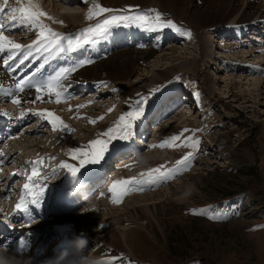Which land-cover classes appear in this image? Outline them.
Here are the masks:
<instances>
[{
  "label": "rangeland",
  "instance_id": "rangeland-1",
  "mask_svg": "<svg viewBox=\"0 0 264 264\" xmlns=\"http://www.w3.org/2000/svg\"><path fill=\"white\" fill-rule=\"evenodd\" d=\"M151 1L120 0L116 4L107 0H43L45 16L56 21L62 14L88 16L89 9L119 10L138 5L139 10L159 11L181 31L115 26L95 46L73 51L66 65L55 72L78 64L80 67L75 66L76 70L66 76L82 75L86 65L107 62L117 50L134 47L129 46L132 40L145 38L149 43L159 36L165 42L133 74L107 78L99 70L94 78L103 82L97 88L98 84L92 85V91L76 92L56 102L49 98L47 88H42L39 95L43 99L35 103L28 100L29 95H38L32 87L25 89L28 95L19 104L0 102L2 131L8 133L11 130L6 127L11 124L7 118L12 112L26 108L37 111L16 122L7 138L0 137V150L10 151V159L0 165V221L7 218L12 223L11 227L1 226L0 258L5 264L25 261L35 248H43L47 258L55 248L46 263L56 264H264V61L258 51L252 55L247 52L251 43L254 49L264 44V32L258 36L262 39L254 40L259 27L242 35L243 24L233 34L221 31L228 19L223 16V7L241 9L247 17H254L257 2L254 7H246L245 0H168L166 6ZM67 3L77 8L65 11ZM211 3L219 10L202 15ZM107 15L87 17L84 24L65 27L62 32L53 29L74 38ZM14 32L26 45L35 38L34 31L25 26ZM175 34L179 38L173 40ZM224 49L228 56L221 59ZM82 61L91 62L81 65ZM154 63L173 71L165 76L155 74ZM144 77L147 79L142 80ZM13 82L16 88L19 81ZM16 92L21 93L18 89ZM137 94L148 98L143 115L133 124V134L127 140L111 141L98 163L81 166L82 156L90 157L89 142L107 139L103 134L130 110V98ZM85 101L89 104L75 106V102ZM40 106L50 109L39 110ZM47 111L61 118L55 128L48 121L41 122L44 118L38 113ZM65 125L70 131H61ZM21 135L26 139L16 140ZM174 135L179 139L172 140ZM195 141L199 143L194 146ZM77 148L82 153L73 151ZM188 153L194 154L188 166L168 179L149 183L144 178L150 170L174 168ZM37 159L47 166H38L42 174L53 168L59 171L41 182L43 191L35 202L14 211L31 175L32 165L26 162ZM61 162L76 167V176L60 167ZM132 179L139 183H115ZM65 195L76 198L71 208L60 205ZM193 209L204 211L194 214L190 211ZM217 213L222 218L212 219ZM64 218L70 220L71 228L67 229L75 233L61 228ZM55 227L59 228L44 240ZM17 242L25 246L13 251ZM62 251H69L70 262L61 261Z\"/></svg>",
  "mask_w": 264,
  "mask_h": 264
},
{
  "label": "snow or ice",
  "instance_id": "snow-or-ice-1",
  "mask_svg": "<svg viewBox=\"0 0 264 264\" xmlns=\"http://www.w3.org/2000/svg\"><path fill=\"white\" fill-rule=\"evenodd\" d=\"M18 7L12 6L8 3V0H3L0 3V15L4 13V10L7 8L10 15L8 16V23H0V53L7 51L9 55L7 59L4 61L5 65L11 68V64L9 62L14 61L17 55H22L23 60L20 61L22 64L24 60H27L30 56H32L33 52L38 55H43L45 63L53 56L59 55L61 53H71L78 48L84 46H95L102 39L105 38L106 34L110 31L111 28L115 26H130L134 25L149 31H157L159 29H163L166 27L174 28L176 31H181L180 28L176 27V24L171 19H163V14L155 9H147V10H139V6L129 5L125 9H109L106 7H99L98 10L93 11L89 9L88 18L92 19L95 17H100L103 13H108L105 18L97 20V22L93 25L88 26L85 29H82L79 35L73 37L63 36L60 33L52 31L47 27V25L43 24L41 17L45 16L46 13L43 11H33L30 7L25 6L22 0H17ZM152 13H155L153 16ZM20 25L25 26L28 31L33 29H39L37 34V39L33 40L30 45H21L16 43L9 36L5 35L4 30L6 28H15ZM47 32V35L45 33ZM66 41V43H65ZM91 61H82L80 64L88 63ZM43 64H41V67ZM76 70L75 67L66 69L62 68L56 72L55 75L49 76L47 79L35 81L32 77H26L25 79L20 80L19 83L15 85L16 89L20 92H24L26 88L35 87L38 95L36 96V100H42L43 97L39 95L41 93L42 88H47L49 94L55 93L58 98L61 96V91H56V89L64 90V85L61 84V81L66 79V73L70 71ZM159 88L151 90L150 95L157 91ZM199 95V93H197ZM148 96L137 94L135 98H130L129 109L126 112H123L118 119L115 121L113 127H109L107 131L103 134L107 137V139H95L89 142V146L91 147V154L88 157L86 154L82 156L80 159L81 166L88 163H98L104 156L105 152L108 149V145L111 141L115 139L127 140L133 134V124L136 120H138L144 111V104L147 100ZM13 104H18L19 101L13 99ZM111 111V109H109ZM23 115V114H22ZM38 115L43 116L44 119L48 120L53 128L56 127L57 122L60 121V117L54 116V114L50 111L38 113ZM70 129L65 125L61 128V131H65ZM183 131H188L183 130ZM172 140H178V136H172ZM199 141L194 142V146L197 145ZM163 146V145H162ZM76 153H82L81 148H77L73 150ZM194 154L188 153L181 160L176 162V166L172 169H168L167 171H160L159 169L150 170L149 173L144 174V178L149 182H153L157 179L166 180L169 176L176 174L179 170L186 168L188 166L189 159L192 158ZM32 165L31 175L27 177L28 183L23 185V189L21 190V198L20 201L15 205L16 210H24L29 201L35 202L36 198L43 191L42 181L46 179H50L55 176L59 171V168H53L51 172L42 174L41 171H38V166L47 167L46 165H42V160L37 159L34 161L26 162ZM60 167L67 169V172L75 177L78 169L69 165L65 162H61ZM163 167V166H161ZM115 183L120 184H132L139 183L134 179L129 181H117ZM194 214L196 212H203L204 210H190ZM206 214V213H205ZM212 219H220L222 216L217 213L211 217ZM24 242H21L19 248L20 250L24 247Z\"/></svg>",
  "mask_w": 264,
  "mask_h": 264
},
{
  "label": "bare ground",
  "instance_id": "bare-ground-1",
  "mask_svg": "<svg viewBox=\"0 0 264 264\" xmlns=\"http://www.w3.org/2000/svg\"><path fill=\"white\" fill-rule=\"evenodd\" d=\"M107 1L108 2H114L117 4L118 1H120V0H107ZM136 1H139V0H136ZM255 1L257 2L256 7H254ZM2 2H3V0H0V3H2ZM22 2L25 4V6L30 7L33 11H36V10L42 11L43 0H22ZM8 3L12 6H16V7L19 6L17 4V0H8ZM150 3L153 5H156L158 3L159 6H166L168 4V0H152ZM243 4H245L246 7L253 6L255 9H257V11L254 14V17H247L248 14H246L244 10L239 9L238 11H232V10H228L227 7L225 6V7H223L222 12H223V16L224 15L228 16V19L226 21V24H223V26L221 27L223 29L221 31L226 32L227 34H233L232 31L235 32V29L239 25L243 24V27L240 29V31H241L240 34L242 35L245 32H246V34L254 32V29H258V27H259V29H261V30L258 31L257 36H256L257 38L254 39V40H258L261 37H263V36L258 37L259 34L264 32V0H245V2H243ZM168 6L170 7V4ZM73 7L75 8L76 6H72L71 3H67L64 10L65 11H67L69 9L73 10L74 9ZM213 10H217V11L219 10V7L215 3H211L209 6V10L207 9L206 11H201V14L204 15V13H208V12H211ZM9 15H10V13L8 12V10L6 8L4 10V13L2 15H0V23H6L7 24ZM197 15H199V14H197ZM87 17L88 16H84L83 14H80V13H78V14H67V15L62 14L58 17L57 21L52 20L51 18H47L46 16L41 17V20H42L43 24L47 25V27L49 29H51L52 31H54L53 27H56L60 30V32H62L65 30V27L66 28H74L75 26H79V25L84 24L85 22H87V19H88ZM51 22H55L56 24L53 25ZM21 26L23 27V25H20V26H18V28ZM14 31H17V27L6 28L4 30V33H5V35L9 36V38L12 39L13 41H15L16 43H19L21 45H26L25 42H23L19 38V36H17L15 34L16 32H14ZM33 31L35 34L34 37L37 39V34L39 32V29H33ZM215 31H216V29L214 30V32ZM45 35H47V34L45 33ZM145 36L147 37L146 34H145ZM35 38H34V40H35ZM177 38H179V37L177 34H175L173 36V40L177 39ZM235 38L240 39V37H236V34H235ZM240 41H242V39ZM164 42H165V40L159 36L153 37V39L151 41H149V43H146L145 38L142 39V41L141 40H139V41L132 40L130 42L129 46L133 45L134 47L124 48V49L119 50V51L117 50V52H115L113 55H111L109 57L107 62L94 64V65H86L85 71H83L81 73L82 75L77 74L76 76L75 75L74 76H66L67 78L61 81V84L64 85V90L56 89V91L62 92L61 96L59 97V102H61L64 98H67V96H69L70 94H74V93L80 92V91L81 92L82 91H84V92L92 91L95 88H97L103 82V81L102 82L98 81V80H96V78H94L97 75V72L99 70L103 71L104 76L107 78L108 77L114 78V76H116V75L128 76L130 74L135 73L136 70H139L140 66H142L143 63H145L151 56H153V54L159 52V47ZM133 43H135V44H133ZM253 47L254 46L252 43L247 45V48H248L247 52H249V55H252L255 51L256 52L258 51V53H260L259 56H261L262 60L264 61V44H259L258 48H256V49H254ZM239 49H242V48H239ZM172 52H174V50H172ZM71 53H61L59 55L53 56L51 59H49L47 61V63H45L43 55L32 54V56H30L27 60H24V62L22 64L20 63V61L23 60V56L18 54L17 57L14 59V61L9 62L11 64V68L6 66L4 63V61L7 59V56L9 55V53L7 51L0 53V102L1 101H7V102L9 101V102L13 103L12 102L13 99L18 100L19 102L21 100L25 99V97H26V95H28V93L21 92L19 94L18 92H16V88H14L13 80H18L20 82V80L25 79L26 77H32V79H34L35 81L47 79L49 76L55 75V73H56L55 71L58 70V67H62L64 65H66L65 62L69 61V58H70L69 55ZM221 53H222V55L219 57L221 59H224L225 56H228V54H226V49H224ZM160 56H162V54H160ZM161 59H163V57H161ZM62 63H64V64L61 65ZM41 64H43L42 67H41ZM217 64H219V63H217ZM73 66L74 67L77 66L78 68L80 67L78 64H75ZM153 66H155V69L157 70V71L155 70L156 71L155 74H160L161 76L167 75V73H169V71L172 70L171 67L168 68V70L161 69L160 67H158V65L156 63H154ZM260 68H262V67H260ZM260 68H259L260 71H258V74L262 75L263 69H260ZM178 69H179V67H178ZM145 79H147V78L144 77L142 80H145ZM96 84H98V85L96 86ZM77 85H79V88L77 87L75 89V91L74 90L72 91V88L77 86ZM92 85H94L96 87L94 88V86L92 87ZM115 88H117V87H115ZM50 95L51 96L49 98L50 99L52 98L51 100L58 102V98L56 97L54 92ZM47 97H48V95L47 96L45 95V98H47ZM29 98L30 99H28V97H27V99L29 101H34L35 103L39 101V100H36L35 94L29 95ZM81 104L84 106V105H88L89 102L88 101L80 102V103L75 102L76 107H79ZM13 105H16V104H13ZM12 107H14V106H12ZM42 107H44V106H40V107H38V109L40 110V109H42ZM89 107H90V105H89ZM46 108L50 109V106H45L43 109H46ZM15 109H17V108H15ZM22 110L23 111L18 110L15 113L12 112L10 117L7 118V122H9L8 124H11V127H9V125H7V127H6L7 129L10 128V130H11L9 133L4 132V130L2 131V121H1L2 116H0V137L1 136L4 137L2 139H5V137L7 138V136L10 135V133L13 131V126H15L17 124L16 122H20L21 120H26V119H28L29 115H33V114L37 113V111L34 108H31V109L26 108V109H22ZM31 111H32V113H29ZM44 120L48 121L46 119H43L41 122L42 123L45 122ZM14 121H15V123H13ZM143 123H145V125H146V122H143ZM34 131H35V129H34ZM26 132H28V131H26ZM147 132H148V128H147ZM146 136H147V134H146ZM23 138L26 139L25 137H23L21 135V136H18L17 139L16 138L15 139L23 141L22 140ZM137 141H139V140H137ZM24 144H25V142H24ZM7 153L9 154L10 151L5 152V149H3L0 152V158L2 159L0 161V165H4L7 162V160L10 159V156L7 157ZM71 197H72V195L63 196L61 198L62 201H61L60 205L71 208L73 206L72 203L76 199L75 197H73V199ZM77 200H79V198H77ZM62 210H67V209L63 208ZM36 211L38 212L37 206H36ZM4 215L5 214H3V216ZM27 215H30V218H31V214H27ZM12 217H15V216L12 215ZM12 217H11V219H12ZM68 217H70V216H68ZM6 219H3L4 220L3 222L0 221V232H1V229L3 230V227H1L2 225H5V226L10 225V227H11L12 223L10 224V222L6 221ZM68 221L70 222L69 219H68ZM68 221H66L64 218L65 223L63 222L61 228H66V229L71 228V226L69 225L70 223H68ZM56 228H59V227L52 228L48 234L44 235V237L42 234L43 239L45 240L49 234H52V233L54 234V232H56ZM71 230L72 229H67L66 232H70V233L72 232V234L75 233L74 230H72V231ZM13 235H15V234L13 233ZM0 243H1V241H0ZM7 244H10V243H7ZM20 244L21 243H19V242L15 243L13 246V251L17 250L19 248ZM53 252H56L55 248L53 250L49 251L48 254L50 257L52 256ZM68 252L69 251H62L61 261L62 260L63 261L67 260V262L71 261V259H72L71 256H69L67 258ZM44 253H45V255H44ZM46 256H47V254L43 250V248L42 249L41 248H38V249L35 248L33 255L29 256V254H28L27 256L24 257L26 260L24 259L25 261L18 262V264H37V263L50 264V263H54L53 261L50 263H48L49 262L48 261L46 263V258H47ZM49 256H48V258H49ZM22 260L23 259L21 258V261ZM54 264H56V263H54Z\"/></svg>",
  "mask_w": 264,
  "mask_h": 264
},
{
  "label": "clouds",
  "instance_id": "clouds-1",
  "mask_svg": "<svg viewBox=\"0 0 264 264\" xmlns=\"http://www.w3.org/2000/svg\"><path fill=\"white\" fill-rule=\"evenodd\" d=\"M0 264H5V261L3 259H0Z\"/></svg>",
  "mask_w": 264,
  "mask_h": 264
}]
</instances>
